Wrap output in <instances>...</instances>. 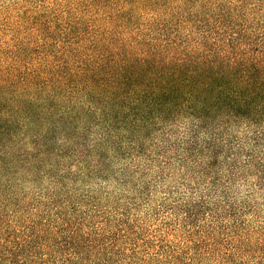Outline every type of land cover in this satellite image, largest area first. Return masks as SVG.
Returning <instances> with one entry per match:
<instances>
[{"label": "trees", "instance_id": "16d2710c", "mask_svg": "<svg viewBox=\"0 0 264 264\" xmlns=\"http://www.w3.org/2000/svg\"><path fill=\"white\" fill-rule=\"evenodd\" d=\"M75 4L60 26L0 41V264H137L117 258L121 224L94 222L112 216L81 207L79 186L133 177L165 142L208 181L217 163L264 179V0ZM230 179L167 207L183 229L169 264L183 250V264H264V230L194 222L241 217Z\"/></svg>", "mask_w": 264, "mask_h": 264}, {"label": "rangeland", "instance_id": "374dc122", "mask_svg": "<svg viewBox=\"0 0 264 264\" xmlns=\"http://www.w3.org/2000/svg\"><path fill=\"white\" fill-rule=\"evenodd\" d=\"M75 3L76 0H0V41L29 40L35 37V33L31 36L28 33L40 23L43 27L64 24L69 15L81 12ZM165 144L159 148L161 154L154 162L139 160L141 168L133 177L132 170L135 168L132 167L129 175L112 174L106 179H94L79 186L80 198L77 202L81 207L90 209L96 205V209L112 216L92 217L94 222L108 218L115 224H121L120 229L123 230L119 231L121 238L117 244L124 254L117 258L123 259L127 254L132 255L137 264L138 261L140 264L171 263V252L183 229L176 230L182 225V217L170 215L166 212L167 207L179 201V195L186 193L188 186L197 187L193 197L199 198L208 186L213 190L222 189L229 177L228 195L238 204L241 217H195L194 222L214 228L219 236L228 231V226L242 225L244 230H264V186L260 185L264 179L259 178L261 172L255 176L256 170L250 169L246 174L228 176L217 163L209 172L212 179L208 181L207 175L196 173L194 167L178 158V145L165 149ZM164 156L170 157V164L161 171L158 167ZM241 160L242 156L238 153V161ZM244 175L248 178L245 179ZM213 194L217 201L223 198L220 192ZM121 214H124L123 217ZM184 252L186 250L180 253L181 259L175 264H183Z\"/></svg>", "mask_w": 264, "mask_h": 264}]
</instances>
